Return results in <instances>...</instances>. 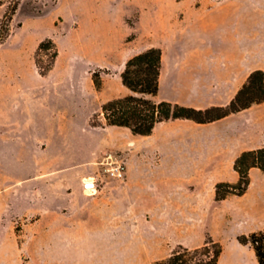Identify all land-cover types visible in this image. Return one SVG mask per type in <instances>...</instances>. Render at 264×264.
I'll return each instance as SVG.
<instances>
[{
  "label": "crops",
  "instance_id": "0c3cea01",
  "mask_svg": "<svg viewBox=\"0 0 264 264\" xmlns=\"http://www.w3.org/2000/svg\"><path fill=\"white\" fill-rule=\"evenodd\" d=\"M125 28L120 66L97 67L104 70L102 89L113 78L122 84L116 98L130 94L122 83L126 62L151 47L163 52L158 102L197 109L227 105L253 71H264V0H157L152 13L141 12ZM47 114L51 133L42 136L32 113L18 120L0 110V164H31L34 148L40 149V162H67L64 143L57 138L64 114ZM91 128L101 136L86 165L71 173L68 186L58 182L42 190L39 200L32 189L11 190V196L24 199L11 198L14 209L8 211L0 190V235L6 218L30 214L18 203H36L41 208L37 222L56 227L58 257L73 264H154L177 245H203L207 235L223 244L218 264H260L254 248L238 237L264 230V172L250 170L251 184L242 196L216 201L215 187L220 181L238 182L237 158L264 146V102L210 123L161 122L145 136L121 126ZM119 151L126 158V178L88 193L83 180L96 175L108 154ZM64 172L48 174L62 177ZM195 180L203 181L201 187H193ZM212 209L226 210L233 226L211 227L202 215H197L200 229L188 225L194 213ZM166 218L182 223L176 233H161L159 224ZM87 243L94 245L93 252L82 251Z\"/></svg>",
  "mask_w": 264,
  "mask_h": 264
},
{
  "label": "rangeland",
  "instance_id": "374dc122",
  "mask_svg": "<svg viewBox=\"0 0 264 264\" xmlns=\"http://www.w3.org/2000/svg\"><path fill=\"white\" fill-rule=\"evenodd\" d=\"M156 1L21 2L10 22L9 35L0 40V110L11 113L18 120H23L26 112L32 113L37 132L42 136L47 132L51 133L46 129L48 110L63 112L65 125L63 132L57 131V138L64 143L67 162L60 165L40 162V149L34 148V162L31 164H0V190L5 194L2 200L6 211L14 209V202L9 201L11 198L24 199L23 195L11 196V190L32 189L37 194L34 198L39 200L42 190L55 188L62 181L68 186L73 179L71 173L86 165L83 162L91 158L95 142L101 136L91 125L94 121L102 122V104L108 99L116 98L122 85L117 78H113L109 80L107 89L97 91L93 73L99 71L102 77L104 70L97 67L105 65L116 70L120 66L124 50L121 36L123 30H126V24H133L143 11L152 13ZM6 10V4L0 6V19ZM134 37L132 35L128 39ZM47 38L56 43L60 54L53 71L48 74L49 77L43 78L36 59L42 65L51 62V50L37 54L40 43ZM118 154L126 161L120 151L108 155ZM106 158L100 162L96 175L83 180L85 188V183L92 180L90 178L97 180L98 187L118 179L107 172L110 164ZM57 169L65 171L61 174L62 177L48 174ZM202 182L195 180L193 187H201ZM87 190L88 193L91 192L90 189ZM18 204V209L31 212L29 215H15L12 221L8 218L2 221L0 264H73L72 261L58 257L56 227L43 226L37 222L41 217L38 212L41 211L40 205ZM194 215L195 219L188 224L193 229H200L196 223L199 222L197 215H202V221L211 227L234 224L233 217L224 209H212L207 213ZM181 225L182 223L166 218L159 224V228L162 234L176 233ZM83 247L82 251L86 253L95 250L94 245L89 243Z\"/></svg>",
  "mask_w": 264,
  "mask_h": 264
},
{
  "label": "trees",
  "instance_id": "16d2710c",
  "mask_svg": "<svg viewBox=\"0 0 264 264\" xmlns=\"http://www.w3.org/2000/svg\"><path fill=\"white\" fill-rule=\"evenodd\" d=\"M23 0H0V6L6 4L7 10L0 19V40L10 33V22ZM51 50V62L42 65L36 59L41 76H46L54 68L59 57L56 43L47 38L38 47L37 54ZM162 49L151 47L131 57L122 72V83L130 90V94L113 98L103 103L101 114L105 120L93 122V126H121L129 128L137 135H150L158 123L189 119L197 123H210L231 114L248 109L255 104L264 102V71H253L248 81L239 90L236 97L227 105L211 106L205 109L175 104L169 101H156L155 96L160 90V74L162 68ZM93 82L97 91L103 88V79L99 71L93 73ZM259 168L264 172V146L244 151L235 162V170L239 173L236 183L220 181L215 187V200L222 201L229 196L244 195L250 184V170ZM238 240L251 245L256 251L260 264H264V230L250 234H242ZM223 251V244L207 235L203 245L189 248L178 245L172 253L154 264H218Z\"/></svg>",
  "mask_w": 264,
  "mask_h": 264
},
{
  "label": "built area",
  "instance_id": "2783aa9c",
  "mask_svg": "<svg viewBox=\"0 0 264 264\" xmlns=\"http://www.w3.org/2000/svg\"><path fill=\"white\" fill-rule=\"evenodd\" d=\"M108 161V164H110V167L107 168V172L115 178L118 179H125L126 178V172H127V166L126 161L123 158L122 155H108L106 158ZM92 180L85 183V186L87 189H96L98 187V182L95 178H90ZM91 184V187H87V185Z\"/></svg>",
  "mask_w": 264,
  "mask_h": 264
},
{
  "label": "bare ground",
  "instance_id": "6f19581e",
  "mask_svg": "<svg viewBox=\"0 0 264 264\" xmlns=\"http://www.w3.org/2000/svg\"><path fill=\"white\" fill-rule=\"evenodd\" d=\"M87 186H90V187H91V184H89V183H88V185H87Z\"/></svg>",
  "mask_w": 264,
  "mask_h": 264
}]
</instances>
